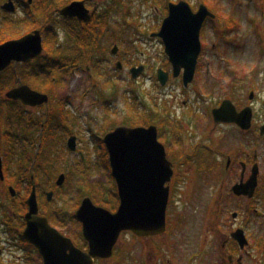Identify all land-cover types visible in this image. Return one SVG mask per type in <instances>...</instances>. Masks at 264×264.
Segmentation results:
<instances>
[{
    "label": "flooded vegetation",
    "instance_id": "obj_1",
    "mask_svg": "<svg viewBox=\"0 0 264 264\" xmlns=\"http://www.w3.org/2000/svg\"><path fill=\"white\" fill-rule=\"evenodd\" d=\"M61 3H64L63 0L60 1V4ZM75 3H84V7L91 16V20L84 21L78 17H67L62 15L61 12L64 9ZM52 4L51 0H0V46L10 41L20 40L29 34L40 32L44 49L40 56H36L25 62H13L6 71L12 70L15 73L17 70L27 69L26 71L30 73H24L23 77H21L24 80V76L26 77L28 74L30 76L31 74L38 75L39 72H41L44 75H50L52 70H57L59 80L53 78L52 84L53 86L61 84L59 91L70 76L71 78L73 77L72 79L75 78L78 71H81L83 74L87 73L90 80L97 83L93 85L94 89L99 86L101 80H105L101 82L103 86L112 83L114 78L110 76L109 70L111 69V71L113 70L116 73H123L126 68L127 55L122 51L123 48H121L120 43H115L110 51L104 52V45L105 42H107L106 34H109L113 39H117L118 35L116 31L111 32L110 29L97 33L98 28L94 24V20L97 18L96 20L106 19L108 21L109 18V15L107 16L105 13L101 14L99 12L101 9L100 3L96 0H71L55 9H52ZM167 17L168 15L161 21L156 32L151 34L152 38H156L163 45L162 58L155 57L150 61H142L141 63L139 60L134 62L130 60L131 63H135V66L130 68L129 73L136 84L144 85L152 79L151 81L156 92L151 93V101H149L150 107L143 101L142 91H136L135 104L131 105L133 115H130V113L128 114V108L130 109V106L127 105L128 108H125L123 116L129 120L118 125H112L106 132L105 137L103 139H98L106 150L108 156V161L106 162L110 163V155L104 141L107 135L120 127L133 129L150 128L154 126L157 128L158 140L165 147L167 160L171 163V168L173 170L172 179L165 186V188L169 190L166 210V231L162 234L148 237L139 236L132 231H124L121 233L113 248L112 257L108 259L95 258L94 264H246L244 258L250 255V252L247 250L250 246V240L246 232L247 226L239 224L241 218L240 213L234 212L232 214L234 223L230 231V237L225 239L222 243L219 241L216 244L215 240L193 241L183 239L181 245L179 241L174 239V234L171 231L173 229L172 210L175 205L176 195H178L182 199L181 202L185 204V200L191 198L189 192L185 190L192 189L195 184H198V181L202 183V185H207L210 179L214 182H221L224 176L229 179L232 177L230 174L239 166L240 172H237L239 178L233 182L234 185L231 188V192L236 198L247 199V201L250 202L248 204L250 206H248L246 210L247 213L245 212L246 217H248L249 212H258L257 209L253 210V205L259 198L261 192V166L258 162L260 157L255 151V147L260 141L264 142V135H262L264 116L263 120L256 125L255 105L259 102V99H256L254 89L249 88V90L247 89V95H249L247 100L244 90H237V88H246V85L243 86L244 79L238 77V71L233 73L228 71L230 74H233L231 75L232 77L236 78L232 84V89H235L234 97L224 99L216 98L213 103H209V101H212V98L208 99L207 96V81L205 78L202 80H200V78L204 77L205 71V31L208 23L216 20V17L208 18L203 25L201 31L202 52L198 58L193 81L185 85V69H182L179 77L176 78L174 74V65L169 55L166 53L164 41L157 36ZM29 21L44 25L42 28H35L27 33L15 32L16 29L24 28ZM116 24L118 29V22H116ZM100 27L101 29L103 28V30L106 29V26L101 24ZM10 34L12 36L9 37ZM52 40H55V47H57L58 50L54 53H49V51L46 52V44L52 45ZM140 68H143V71L138 78L135 79L132 70ZM150 70L157 71L156 75H149ZM161 70L166 73L169 78L166 86H163L160 81L159 72ZM2 73H0V75ZM207 74L209 76L208 67ZM14 76H18V73L16 72ZM15 78L16 83L13 89L21 86H29L32 90L37 91L33 89L29 83L28 85L25 81L20 79L17 80V77ZM126 80V73L116 78V82L119 84L120 88L121 84L125 83ZM174 82H177V87ZM213 83L214 82L211 81L210 85L213 86ZM37 92L47 94L49 96V103L31 107L20 101L10 100L6 97L9 104L19 103L23 105L25 108L24 114L28 115V118L24 119L23 134L20 135L23 138V144L26 146L24 147L25 153L23 154L26 157V162L31 161L33 158L35 164L41 163L45 158H48L51 163L66 161V158L62 154L63 151L66 153H76L80 155L81 160L84 159L83 152L78 151L82 139L79 134L75 133L74 129H71V113L66 111V104H70L71 102L67 99H65L64 102L58 101V96L55 97L51 93ZM126 92V89L121 91V97L123 99H125ZM128 93L133 94L132 91H128L127 94ZM130 100L134 101V98ZM226 100L232 102L238 113L247 108L252 110V125L249 130H243L236 124L216 123L213 112L215 109L220 108ZM106 103L109 105V102ZM149 108L151 109L150 112L148 111ZM144 112H148L149 116L144 115ZM35 114H38V117H34L33 115ZM147 116L150 120L144 121L143 117ZM17 130L20 131V129ZM7 136H9L7 144L9 145L8 147H10L11 153L15 135L13 131L8 130ZM72 138H76V151L71 150L69 146V141ZM31 152L35 153L33 154ZM52 153H55L53 157H56V159L50 157ZM7 158L8 155H6L5 159ZM0 161H2V163H0V181L2 182L6 179L5 163L2 157ZM1 164L3 178L1 176ZM256 165H258L259 175L258 186L254 196L249 198L247 196L235 195L232 191L233 187L241 182H248L253 176L254 167ZM63 174L64 173L57 177L56 185L59 177ZM187 176L189 177L188 181H186ZM81 179H83V177H81ZM29 180L32 186L30 195L26 200V214L29 211L28 200L32 195L34 187H36L40 209L39 215L47 218L50 225L57 229L61 235L71 239L77 248L83 252H89L90 246L83 235V224L75 217L76 212L82 206L85 198L81 202L79 208L74 212L73 216H70L69 212H65L64 218V215L57 211V215L53 214L55 217H58L57 220H59V222H51L48 217L41 213L43 206L40 202V198L42 195H45L47 201L51 202L52 200H48V194L55 193L53 191H44L45 189L41 187V183L32 172L29 175ZM113 180L115 181L114 178ZM66 181L67 176L65 183ZM180 184H189V186L179 187ZM63 186H57V188ZM115 186V191L112 193V200L114 201L115 199L117 202L115 201L114 204L118 203V205L117 209L115 207L108 208L109 212L112 214H116L121 205L117 184ZM11 188H13L15 192L17 189L14 186L9 187V193L12 197H15L17 192L14 196L11 193ZM97 197L100 198V196ZM108 200L109 198L106 197L105 201ZM218 204L219 206L216 205V207L218 213H220L221 198H219ZM4 210L5 209H3V211ZM8 210L12 215L13 208H8ZM234 214H237V217H234ZM67 218L68 220H66ZM219 218L220 217L217 215V221ZM73 221L80 224L82 228L81 233L83 242L80 244H77L72 236H68L60 230L68 224L76 223ZM1 226H3V229L6 228L10 232L18 235L17 230L10 221L2 220ZM238 230H243L245 232L247 245L244 249H241L239 243L232 238V235ZM23 234L22 236L20 235L21 241L23 240V246L21 248L25 251H28V249H32L33 252L35 251L39 255L38 258L42 260V264H44V260L38 249L25 240ZM190 247H192V252L189 251V255L185 256L183 254V252H186L183 251L184 248L189 250L191 249ZM4 254V242L0 239V256H4ZM24 258L28 259L29 257L25 256ZM24 258H18L10 264H21Z\"/></svg>",
    "mask_w": 264,
    "mask_h": 264
},
{
    "label": "rangeland",
    "instance_id": "obj_2",
    "mask_svg": "<svg viewBox=\"0 0 264 264\" xmlns=\"http://www.w3.org/2000/svg\"><path fill=\"white\" fill-rule=\"evenodd\" d=\"M60 1L51 0L53 3L52 9L71 0H63L64 3L61 4ZM96 1L101 6L99 12L109 15L108 21L106 19L96 20L97 18L94 20V24L98 28L97 33L110 29L111 32L116 31L118 35L117 39H113L109 34H106L107 42L104 45V52L110 51L115 43H120L121 48H123L122 51L127 55L126 68L123 73L109 70L110 76L114 78L112 83L103 86L101 82L105 80H101L99 86L94 89L93 85L96 82H92L87 73L83 74L78 71L75 78L72 79L73 77L71 78L70 76L59 91L61 84L56 86L52 84L53 78L59 80L57 70H52L50 75H44L41 72L38 75L31 74L30 76L28 74V76H24L23 80L21 77H23L24 73H30L26 71L27 69H20L15 71V73L12 70L7 71L3 79H10L11 77L10 82L5 85L0 82L4 87L0 88V158L5 159L6 155H8V163H5L4 166L6 179L2 182L0 181V239L4 242L5 249L4 256H0V264H10L14 260L25 256L29 258H24L21 264H42V260L38 258L39 255L35 251L33 252L32 249L25 251L21 248L23 243L20 235L22 236L26 228L24 216L27 208L23 211L21 217L19 210H23L22 204L28 199L31 192L32 184L29 180L31 172L36 175L41 187L45 189L44 191H53L55 193L51 202L47 201L45 195L40 198L43 206L41 213L48 217L51 222H59L57 220L58 217L54 215L58 214L57 211L63 215L65 212H69L70 216H73L86 197L92 199L97 207L107 210L109 207L117 209L118 203L114 204L116 200H112V193L116 187L112 178V169L110 164L106 162L108 161L106 150L98 139H103L112 125H118L129 120L123 116L125 108H128L127 105L130 106L128 114L133 115L131 105L135 104L136 91H142L143 101L150 107L151 93L156 92L152 79L144 85L136 84L129 73L130 68L135 66V63H131L130 60L132 62L139 60L141 63L142 61H150L155 57L162 58L163 45L156 38H152L151 34L156 32L161 21L168 15L170 3L175 4L180 1H186L191 5L194 12L198 11L199 6L204 4L216 17V20L208 23L205 31V71L204 77L200 78V80L205 78L207 81V96L208 99L212 98L209 103H213L216 98L234 97L235 89H232V84L236 78L232 77L231 75L233 74L228 71L231 73L238 71V77L244 79L243 86L246 85V88H237V90H244L248 100L249 95L247 93L249 88L254 89L256 99H259V102L255 105L256 125L263 120L264 0ZM116 22L119 24L118 29ZM100 24L106 26V29H101ZM43 25L29 21L24 28L16 29L15 32L27 33L35 28H42ZM10 36L12 35L10 34ZM52 41V45L46 44V52L54 53L58 50L55 47V40ZM207 67L209 68V76ZM16 72L18 76H14ZM156 72L155 70H150L149 75L155 76ZM124 73L127 75V80L121 84L120 88L116 78L124 75ZM15 77H17V80L25 81L26 84L29 83L37 91L51 93L55 97L58 96V101L64 102L67 99L71 102L66 104V111L71 113V129H74L75 133L79 134L82 139L78 151L83 152L84 159L81 160L80 155L76 153L63 151L62 154L66 161L59 163H34L33 166V163L26 162V157L21 153L26 147L23 144V138L20 136L23 131L21 128H17L16 124L24 127V119L28 118V115L24 114L25 108L23 105L5 102L7 101V93L15 87ZM211 81L214 82L213 86L210 85ZM174 84L176 87L178 86L177 82H174ZM124 89L127 92L132 91L133 94H127L126 92L125 99H123L121 91H124ZM132 98H134V101L130 100ZM106 102H109V105ZM148 111L150 112L151 109L149 108ZM148 114V112H144V115ZM33 116L38 117V114ZM148 116L143 117V120L149 121L150 118ZM17 129H20V131ZM8 130L13 131L15 135L11 153H9L10 148L7 147L9 146L7 144L9 136L6 135ZM255 151L260 157L258 162L261 166V192L253 205V210L257 209L258 212H249L248 217H246V210L250 206L248 205L250 202L247 199L236 198L231 192V188L234 185L233 182L239 178L237 172H240V167L238 166L230 174L232 177L229 179L225 176L221 182H214L210 179L207 185H202L198 181V184H195L192 189L185 190L191 196V198L185 200V204L181 202L182 199L178 195L175 196V205L172 210L173 229L171 231L176 241H179L180 244L183 239L193 241L215 240L216 244L219 241L222 243L230 237V231L234 223L232 214L238 212L241 215L239 224L247 226L246 232L250 240V246L247 248L250 255L245 256L244 260L246 264H264V215H262L264 214L263 141L256 144ZM32 153L34 154L35 152ZM54 154L52 153L50 157L56 159V157H53ZM50 165L52 169H48ZM62 173L67 176V181L63 187L57 188L55 183L57 177ZM188 179L189 177L187 176L186 181ZM10 186H14L17 189L15 197H12L9 193ZM188 186L189 184L179 185V187ZM97 196H100V198ZM106 197L109 198V204L108 201H105ZM219 198H221L220 213H218L216 207V205L219 206ZM8 208H13L12 215L6 213V211L9 212ZM3 209L5 210L3 211ZM217 215L220 217L218 221L216 219ZM8 216L11 217L8 218ZM2 220L10 221L17 230L18 235L6 228L3 229V226H1ZM76 223L68 224L60 230L64 234L72 236L76 243L80 244L83 242L82 228L80 224ZM190 248L189 250L184 248L183 251L186 252H183V254L185 256L189 255V251L192 252V247Z\"/></svg>",
    "mask_w": 264,
    "mask_h": 264
},
{
    "label": "water",
    "instance_id": "obj_3",
    "mask_svg": "<svg viewBox=\"0 0 264 264\" xmlns=\"http://www.w3.org/2000/svg\"><path fill=\"white\" fill-rule=\"evenodd\" d=\"M61 13L84 21L91 20L84 3H75ZM208 18H215V15L204 4L194 12L186 1L170 3L168 17L157 34L164 41L166 53L174 65L175 77H179L182 69H185V85L194 79L198 58L202 52L201 31ZM43 50L40 32L1 45L0 73L6 71L13 62H25L40 56ZM142 71L143 68L133 69V77L137 79ZM159 77L162 85L166 86L168 75L161 70ZM6 97L31 107L49 103L47 94L34 91L29 86L13 89ZM213 115L218 124H236L243 130H249L252 125V110L247 108L238 113L229 100L215 109ZM104 141L110 155L112 176L121 200L119 210L112 214L104 208L97 207L89 197L84 199L75 217L83 224L84 239L90 246V251L86 253L77 248L71 239L53 228L47 218L39 215L40 209L34 187L28 200L29 211L25 216L27 226L23 236L38 249L44 264H94L95 258L112 257L113 248L124 231H132L143 237L166 231L169 190L165 186L171 181L173 170L167 160L165 147L158 140L157 128L120 127L107 135ZM69 146L71 150L76 151V138L69 141ZM258 175L259 169L256 165L250 180L235 185L232 191L237 196L252 198L258 186ZM1 176L3 178L2 164ZM65 180L66 176L61 175L57 186H63ZM11 193L14 196L16 194L13 188ZM53 195L48 194L49 201L53 199ZM234 217H237V214H234ZM232 238L239 243L241 249L247 245L243 230L235 232Z\"/></svg>",
    "mask_w": 264,
    "mask_h": 264
},
{
    "label": "trees",
    "instance_id": "obj_4",
    "mask_svg": "<svg viewBox=\"0 0 264 264\" xmlns=\"http://www.w3.org/2000/svg\"><path fill=\"white\" fill-rule=\"evenodd\" d=\"M6 73H7V71H5L4 73H2L1 75H0V82H1V84L2 85H5V84H7L8 82H10V79H3V77L5 78V75H6ZM0 84V88H4L2 85ZM6 103H8L7 101H5ZM16 104H19V103H16ZM20 106H21V104H19ZM20 120V119H19ZM22 123H23V121L22 120H20ZM16 127L17 128H21V129H23V127L20 125V124H17L16 125ZM7 135V134H6ZM1 147V146H0ZM8 147V146H7ZM10 148V147H9ZM9 153H10V150H9ZM21 153H25L24 152V149L22 150V152ZM32 153V152H31ZM33 160V159H32ZM29 161L28 163H34V161ZM4 163H8V158L7 159H4ZM41 163H51L49 160H48V158H45L44 159V161H42ZM48 169H52L51 168V165L48 167ZM22 207H23V210H19V212H20V217L22 216V213H23V211L24 210H26V201H24V203L22 204ZM6 213L7 214H9V212L8 211H6ZM11 216H8V218H10ZM11 223V222H10ZM23 241V240H22ZM25 242V241H24ZM27 243V242H26Z\"/></svg>",
    "mask_w": 264,
    "mask_h": 264
}]
</instances>
